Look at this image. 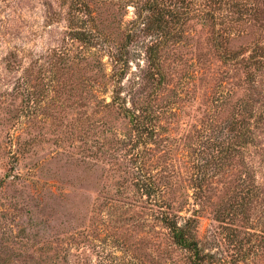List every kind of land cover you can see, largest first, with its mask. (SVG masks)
<instances>
[{"label":"rangeland","instance_id":"obj_1","mask_svg":"<svg viewBox=\"0 0 264 264\" xmlns=\"http://www.w3.org/2000/svg\"><path fill=\"white\" fill-rule=\"evenodd\" d=\"M186 1L0 0V264H264V0Z\"/></svg>","mask_w":264,"mask_h":264},{"label":"trees","instance_id":"obj_2","mask_svg":"<svg viewBox=\"0 0 264 264\" xmlns=\"http://www.w3.org/2000/svg\"><path fill=\"white\" fill-rule=\"evenodd\" d=\"M220 1L222 2L223 0H218V3ZM140 2H142V7L140 8V10L139 9L137 10L138 18L142 20L141 25L144 26L143 31L146 32L149 31L150 32L149 34L154 32L157 35L161 36L162 34H167L168 30H172L174 32L176 28L179 27V25L181 24L180 21L186 19L189 13H191L190 8L189 9L183 8L182 6L188 4L186 0H140ZM181 8H183L184 10H182ZM235 8H237L238 10H234ZM231 9H233L232 12L234 11V13L240 16V18L236 19V22L240 21L241 19H244L243 18L245 14L244 10L239 9L236 2L233 3ZM245 18L247 19V17ZM178 34L180 33L177 32L176 35ZM217 35L221 36L222 34L214 26L213 27L214 38H212L214 41L217 40ZM159 45L161 46L160 42L158 43L157 46L152 45L149 48V50H152V52L149 53L150 55L149 60L152 61V64L156 63L155 69L156 72H158V73H154L156 74V76L158 74L162 75V73L157 70V68H159L158 63L160 62L157 60V57H155L156 51H159ZM214 46L217 49V52H219L221 55V50H220L221 48H217L216 43L214 44ZM235 61H237V59ZM135 113L133 117L135 118L134 121H135V126H137L136 127L137 130H141V129L147 130V128L142 124V122L136 120L138 118V115L137 113L136 114ZM143 185L146 188L147 193L152 189V187L150 185H147V183H144ZM161 222H163L164 227L169 231L175 244L181 247L182 249L192 253V255L194 256V260L192 261V264L205 263L206 259L209 258L210 255H205L202 253L200 249V245L196 239V236L192 231L191 226L189 225L191 223V220H189V222H187L186 224L180 225L179 222H177L176 220V216L171 217L170 215L166 214L161 219Z\"/></svg>","mask_w":264,"mask_h":264}]
</instances>
